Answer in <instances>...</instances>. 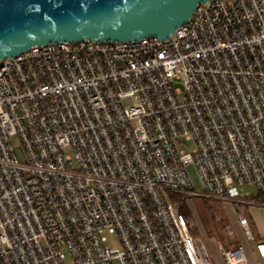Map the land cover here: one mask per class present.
<instances>
[{
  "label": "built area",
  "instance_id": "2783aa9c",
  "mask_svg": "<svg viewBox=\"0 0 264 264\" xmlns=\"http://www.w3.org/2000/svg\"><path fill=\"white\" fill-rule=\"evenodd\" d=\"M191 198L264 209V0H208L166 40L0 61V264H214L179 211ZM252 253L264 264V236ZM225 264H250L244 247Z\"/></svg>",
  "mask_w": 264,
  "mask_h": 264
},
{
  "label": "water",
  "instance_id": "95a60500",
  "mask_svg": "<svg viewBox=\"0 0 264 264\" xmlns=\"http://www.w3.org/2000/svg\"><path fill=\"white\" fill-rule=\"evenodd\" d=\"M208 0H0V61L52 43L169 39Z\"/></svg>",
  "mask_w": 264,
  "mask_h": 264
},
{
  "label": "rangeland",
  "instance_id": "374dc122",
  "mask_svg": "<svg viewBox=\"0 0 264 264\" xmlns=\"http://www.w3.org/2000/svg\"><path fill=\"white\" fill-rule=\"evenodd\" d=\"M176 87H181V85L178 84ZM10 141L12 146L21 154L22 142L20 137L12 136ZM193 147L192 142L183 140L181 149L191 152ZM64 153L67 156L72 155L71 149H65ZM187 170L194 189L201 191L203 186L197 168L194 165H189ZM240 193L244 199L257 196V190L254 187L240 188ZM179 211L183 215L188 214V211L191 212L190 215H193L194 219L189 221L191 225L190 232L195 238H199L204 242L214 264H225V251L231 246L234 248L243 246L250 264H256L255 256L249 250V243L245 239L238 221L241 214L247 218L251 231L255 236L250 244L255 247L259 238L264 236V218L259 214V212L264 213V209L237 202L191 198L179 206ZM106 246L113 249L120 248L117 237L110 235Z\"/></svg>",
  "mask_w": 264,
  "mask_h": 264
},
{
  "label": "crops",
  "instance_id": "0c3cea01",
  "mask_svg": "<svg viewBox=\"0 0 264 264\" xmlns=\"http://www.w3.org/2000/svg\"><path fill=\"white\" fill-rule=\"evenodd\" d=\"M218 201V200H217ZM261 209H263V208H261ZM191 213V212H190ZM259 214L261 215V217L262 218H264V213L263 212H259ZM241 215H243V214H241ZM191 216H193V215H191ZM244 216V215H243ZM186 217V216H185ZM245 217V216H244ZM187 218V217H186ZM246 218V217H245ZM194 218L192 217V219L191 220H193ZM247 219V218H246ZM187 220H188V218H187ZM189 221V220H188ZM239 222V221H238ZM190 223V222H189ZM249 223V222H248ZM240 224V223H239ZM251 229V228H250ZM253 233V232H252ZM254 235V234H253ZM255 237V236H254ZM231 248H234L233 246H231V247H229V249H231ZM252 249H253V247L251 246V244L249 243V250L251 251V253H252ZM253 254V253H252Z\"/></svg>",
  "mask_w": 264,
  "mask_h": 264
},
{
  "label": "trees",
  "instance_id": "16d2710c",
  "mask_svg": "<svg viewBox=\"0 0 264 264\" xmlns=\"http://www.w3.org/2000/svg\"><path fill=\"white\" fill-rule=\"evenodd\" d=\"M185 216H187L188 220L191 221L192 216L190 215L189 211H188V214H186Z\"/></svg>",
  "mask_w": 264,
  "mask_h": 264
}]
</instances>
